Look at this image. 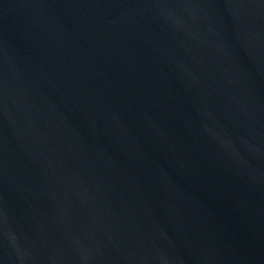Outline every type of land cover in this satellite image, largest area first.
I'll return each instance as SVG.
<instances>
[{
	"label": "water",
	"instance_id": "obj_1",
	"mask_svg": "<svg viewBox=\"0 0 264 264\" xmlns=\"http://www.w3.org/2000/svg\"><path fill=\"white\" fill-rule=\"evenodd\" d=\"M0 264H264V0H0Z\"/></svg>",
	"mask_w": 264,
	"mask_h": 264
}]
</instances>
